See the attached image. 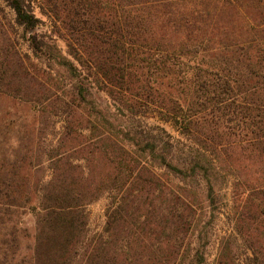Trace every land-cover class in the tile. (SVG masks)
<instances>
[{"label": "rangeland", "instance_id": "obj_1", "mask_svg": "<svg viewBox=\"0 0 264 264\" xmlns=\"http://www.w3.org/2000/svg\"><path fill=\"white\" fill-rule=\"evenodd\" d=\"M156 1L153 42L184 52L189 81L209 73L210 82L225 80L231 89L220 110L214 104L206 119L199 112L184 123L187 131L153 111L128 119L109 106L116 128L142 134L154 149L109 137L125 148L117 156L125 151L141 165L130 181L119 179L121 192L96 197L117 170L101 150V119L77 113L68 120L55 106L70 84L55 63L70 60L65 43L36 10V34L51 38L57 58L36 59L29 34L0 0V264H34L51 212L36 214L42 199L67 191L82 198L61 212L75 224L68 246L78 264H264V141L246 130L263 122L264 0ZM96 91L95 106L104 107ZM195 95L204 99L195 85L186 88V98ZM241 108H253L252 117L239 115Z\"/></svg>", "mask_w": 264, "mask_h": 264}, {"label": "trees", "instance_id": "obj_2", "mask_svg": "<svg viewBox=\"0 0 264 264\" xmlns=\"http://www.w3.org/2000/svg\"><path fill=\"white\" fill-rule=\"evenodd\" d=\"M4 1L14 15L15 24L29 34V48L36 59L48 56V59H57L51 55V38L36 34V29L42 25L36 10L49 20L53 37L65 43L70 60L59 58L55 63L67 72L70 84L67 91L55 98L57 109L62 110L68 120L74 119L77 113L86 114L89 118L95 115L101 119L104 126L100 132L101 150H104L106 156L109 155L117 174L101 184L96 197L101 193L112 195L119 192V189L121 192L125 185L119 179L130 181L141 165L125 151L117 156L116 150L125 148L116 141L110 142L109 137L119 138L122 135L123 141L128 139L134 147H142L145 143L144 147L154 149L142 134L132 135L128 131L123 133L116 128L110 121L109 106L114 108L115 116L128 119L153 111L161 121L171 122L175 127L178 124L187 131L185 125L191 124L199 112L205 113L210 107H215L214 104L220 110L217 103L230 92L231 88L225 80L223 84L210 82L208 76L212 74L209 73L203 76L195 74V81H189L191 78L186 79L184 71L186 64L181 61L184 52H177L172 47L164 48V45L153 42L149 37L148 23L158 8L156 0ZM54 84L58 89L62 86L58 79ZM191 85L203 93V100L199 96L196 98V95V100L186 98V88ZM95 88L96 94H103L108 101L104 107L95 106ZM243 109L237 113L246 116V119L251 118L253 108ZM208 116L206 112L201 119ZM261 116L263 122L260 125L258 123L251 130L250 127L246 130L250 131L254 139L264 141V113ZM251 121V125L255 124V121ZM72 124L69 122L70 128ZM261 146L264 152V143ZM164 165L167 167L168 164ZM45 199H42V208L36 214L51 209L44 220L48 233L37 239L34 264H78L70 256L68 246L76 238L75 224L69 218L66 219L67 213L61 212L79 207L81 196L67 191L63 196H49Z\"/></svg>", "mask_w": 264, "mask_h": 264}]
</instances>
